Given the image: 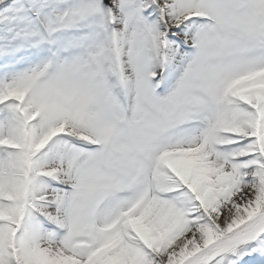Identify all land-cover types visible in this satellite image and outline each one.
<instances>
[{"label": "snow or ice", "instance_id": "obj_1", "mask_svg": "<svg viewBox=\"0 0 264 264\" xmlns=\"http://www.w3.org/2000/svg\"><path fill=\"white\" fill-rule=\"evenodd\" d=\"M0 264H264V0H0Z\"/></svg>", "mask_w": 264, "mask_h": 264}]
</instances>
